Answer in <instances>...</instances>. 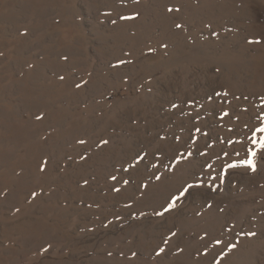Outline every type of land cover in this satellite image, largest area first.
Wrapping results in <instances>:
<instances>
[{
    "label": "rangeland",
    "instance_id": "1",
    "mask_svg": "<svg viewBox=\"0 0 264 264\" xmlns=\"http://www.w3.org/2000/svg\"><path fill=\"white\" fill-rule=\"evenodd\" d=\"M258 117L264 0H0V264H264ZM205 159L238 167L155 215Z\"/></svg>",
    "mask_w": 264,
    "mask_h": 264
},
{
    "label": "snow or ice",
    "instance_id": "2",
    "mask_svg": "<svg viewBox=\"0 0 264 264\" xmlns=\"http://www.w3.org/2000/svg\"><path fill=\"white\" fill-rule=\"evenodd\" d=\"M179 10H180L179 8L173 9L171 7H169L167 9V11H169V12L179 11ZM125 19H128V17H125ZM176 27L180 28V27H182V25L177 24ZM165 47H166V45H165ZM123 62L124 61H121V63H123ZM61 79H63V77H61ZM76 87H80V85L77 84ZM217 95H219V93ZM224 95H227V93H224ZM173 107H178V105H173ZM222 116L227 117V116H229V113L227 111H225V112H223ZM37 119H41V117H37ZM197 119H198V117H197ZM258 119L264 120V117H258ZM193 127L195 128V132L202 133V135L205 137L208 136V133L203 132L200 127H195V125H193ZM246 127H247V125H246ZM182 131H183V129H182ZM249 132H251V136H247V134H245V135L247 136V140L250 142L252 147H249L247 143L242 144V150L244 151L246 158L240 159L239 164L246 166L252 172H256L258 154L261 156H264V123H261L258 127L253 126L252 128H249ZM160 138L162 140L165 139L164 137H160ZM174 139L176 141H180L181 137L175 136ZM189 140L192 144H195L199 140V137L192 136L191 130H190ZM78 143L85 144L86 141L79 140ZM108 143H109L108 140L102 139V140H100V142L97 146L99 147L101 145H107ZM229 143L234 144L237 142L236 141H229ZM207 147L210 148L211 145L209 144V145H207ZM233 152L236 156H240L239 151H236L235 149H233ZM147 155H148L147 153H143V154L137 153L132 158L131 161L127 162V167H125L123 169V171L129 172L132 169H138V166L146 159ZM198 155H199V157H202V158L208 157V152L207 151H199ZM158 156H159V152L154 154V158H156ZM224 156H228V153L225 152ZM84 158L85 157H83V156L81 157V159H84ZM217 158H219V157H217ZM170 159L173 163L170 165L169 170L173 171L175 169V166L180 165L182 162H187L189 164H192L195 161V154L191 148H188L185 145L183 151H181L179 148H177L175 154ZM151 167L154 169H157V171H159L160 164L159 163H152ZM198 167H199L200 171L197 172L195 175H192L190 177L191 181H193V182H189V180H185L180 185V187H178L176 189L175 193H173L169 196L168 200L165 202L166 206H162L163 210L156 212L155 215L163 217L165 215V213H170L173 209L177 208L178 204L180 203V201L182 199L188 198L192 194V190H194V189H200V188L207 187L208 190H211V191L219 190L221 185L224 183V179H225L226 175L228 174L227 170L228 169H236L238 167V165L236 163H227V164L222 163L221 164V171L215 175L213 174V171H212L214 168V165H213V163L209 162L208 159H205L203 161V163L198 164ZM205 169H207L208 171H205ZM43 170H44V168H41V171H43ZM162 175L163 174H161V175H155L154 174L155 180H157V181L162 180ZM110 179L113 181H116L117 176L111 175ZM217 181H219V183H217ZM85 183H87V181H85ZM122 183L124 185H128L130 183V181L128 179H123ZM142 187H144L146 189L148 187V184L144 183L142 185ZM113 190L116 192H119L120 188L114 187ZM33 195H36V194L33 193ZM126 207H130V205H126ZM208 207L210 208L211 204H208ZM221 211H223V209H221ZM171 235L176 236V232H172ZM248 235L254 236L255 233L249 232ZM163 243L167 244L168 239H164ZM216 243L220 244V243H222V241L217 239ZM235 247H236V245L232 244L229 246V250L234 249ZM178 251H183V249H178ZM165 252H166V249L164 247H159L158 251L155 252V255L161 256ZM132 255L136 256L137 253L133 252Z\"/></svg>",
    "mask_w": 264,
    "mask_h": 264
}]
</instances>
